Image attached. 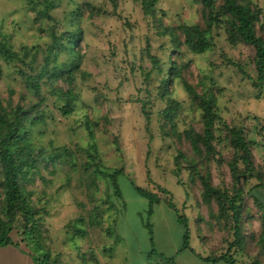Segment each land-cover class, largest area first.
Returning a JSON list of instances; mask_svg holds the SVG:
<instances>
[{"label": "rangeland", "instance_id": "obj_1", "mask_svg": "<svg viewBox=\"0 0 264 264\" xmlns=\"http://www.w3.org/2000/svg\"><path fill=\"white\" fill-rule=\"evenodd\" d=\"M54 1L58 7L51 14L57 21L59 33L75 29L73 23L84 30L82 47L86 59L83 67L93 75L89 81L80 84L83 105L79 112L63 118L58 110L59 101L50 97L46 108L47 123L34 131V139L57 158L55 166L44 172L46 182L38 180L31 187L38 193L39 206L45 209L44 219L54 254L61 257V264H94L96 258L100 264H163L156 257L148 256L152 250L146 227L150 204L136 193L135 187L156 193L158 187L167 189L181 214L189 220L191 247L196 254L181 251L185 230L176 214L163 203L155 207L149 220L158 253L167 258L177 257L178 264H186L188 256H193L191 259L197 263L196 255L205 257L212 251L227 249L230 236L225 222L218 225L212 214L217 211V206L203 205L200 184L190 183L188 170L181 171L179 178L174 174L179 150L188 151L187 146L166 136L163 129L164 120L160 113L166 105L157 96V74L153 75L149 86L139 70L140 65L151 69L147 57L148 41L151 53L167 64L166 70L169 68L168 57L173 50L169 39L158 36L140 4L134 0H120L117 5L111 0ZM252 1L264 12V0ZM79 5L84 6V15L73 16ZM156 7L158 17L167 26L194 25L201 19V8L195 0H159ZM34 8L39 10L42 6L37 3ZM97 8L99 14L92 15L91 9ZM35 17L36 12L26 0H0V32L16 50L23 47L40 50L41 61L51 44L49 28L54 23L45 21L39 25L35 23ZM215 42L216 48L205 55L182 54V62L189 65L185 76L192 85L202 81L209 87L214 81L219 92L220 117L245 130L255 143L256 166L264 173V90L255 88L253 81L239 68L228 65L223 59L226 54L240 61L245 72L255 79V51L245 46L232 49L225 42L223 32ZM1 64L0 98L5 104L11 101L16 105L22 99L32 98L16 68L4 61ZM146 91L153 94L149 132L139 103L146 98ZM172 91L173 98L184 102L185 106V112L179 118L180 130L192 125L199 128V112L192 107L179 81L172 85ZM11 92L14 93L10 98ZM97 94H100L101 103L96 101ZM87 116L98 125L95 142L82 126ZM115 138L120 143V153L116 152ZM223 153L228 155L229 151L224 149ZM99 162L107 174L124 169L125 174L119 178L123 200L115 198L110 181L95 169ZM213 177L217 186L232 188L227 166H215ZM258 185L255 179L246 184L245 193L249 195L245 217L260 214L252 198L264 205V188H256ZM108 196L113 204L107 202ZM2 198L0 188V206ZM96 216L101 226L92 224ZM250 217L247 232L249 237L252 233L256 237L249 247L257 249L260 224ZM80 218L85 221L81 223ZM79 227L87 231L86 237L76 235ZM31 253L27 248L1 249L0 264H32ZM241 259L242 263L248 264L246 257Z\"/></svg>", "mask_w": 264, "mask_h": 264}, {"label": "trees", "instance_id": "obj_2", "mask_svg": "<svg viewBox=\"0 0 264 264\" xmlns=\"http://www.w3.org/2000/svg\"><path fill=\"white\" fill-rule=\"evenodd\" d=\"M26 1L36 12V24L42 25L49 21L54 25L49 28L52 41L41 61L40 50L28 47L16 50L10 40L0 32V81L3 78L1 61H4L16 68L22 83L32 95V98L22 99L16 105L11 101L5 104L0 98V188L3 193L0 206V249L27 248L32 251L31 255L29 254L32 264H61V257L54 254L50 245V232L44 219L45 209L39 206L37 191L31 189L38 180L46 182L44 172L55 166L57 158L34 139V131L36 127L47 123L46 108L50 97L59 101L58 110L63 118H70L79 112L83 105L80 84L89 81L93 75L83 67L86 57L83 54L82 43L85 38L81 26L73 23L75 29L59 33V30H56L57 21L51 14L52 10L58 7L54 0L38 1L42 6L39 10L34 8L37 5L35 0ZM111 1L117 5L120 0ZM134 1L140 4L145 18L151 21L158 36L169 39L173 49L168 57L169 68L166 70L167 64L151 53L148 41L147 57L151 69L140 65L139 70L149 86L153 75L157 74V96L166 105L160 113L164 120L163 129L166 130V136H171L187 146L188 151L185 152L189 155L179 150L175 159L174 174L179 178L181 171H189L190 183L200 184L203 205L209 208L213 204L217 206V211L212 212L213 218L220 226L225 222L230 236L227 249L212 251L206 257H197L211 264H244L242 257L248 259V264H264V205L258 199L252 198L260 214L253 218L245 217L246 198L249 195L245 193L246 184L255 179L259 183L256 188H264V173L256 166L255 143L249 139L243 128L232 126L220 117L219 92L214 86V81H211L209 87L202 81L198 85H192L185 76L189 65L182 62L184 52L201 56L214 50L216 38L223 32L225 42L232 49L236 50L240 46L254 49L256 78L252 79L245 72L240 61L226 54L223 59L228 65L239 68L243 75L253 81L255 88L264 90V12L252 0H195L201 8L200 22L171 27L165 25L157 15L156 6L159 0ZM84 12V6L79 5L72 14L81 17ZM99 12L98 8L91 9L92 15L96 16ZM176 81L181 83L192 107L199 112V128L194 125L183 131L179 128V118L185 112V106L184 102L173 98L172 85ZM13 93H10V98ZM146 93V98L139 103L149 132L153 94L151 91ZM96 101L101 103L100 94L96 95ZM104 119L108 121L107 118ZM82 126L95 142L98 125L87 116ZM114 145L116 152L120 153L117 138L114 139ZM224 149L229 151L228 155L223 153ZM91 157L95 159L94 156ZM183 162L186 165H183ZM215 166L228 167L233 182L231 189L219 187L214 183ZM102 168L101 162L95 165L97 172L110 181L115 198L123 200L119 178L125 174L124 169L107 174ZM147 179L150 181L149 172ZM135 191L150 204L146 223L152 244L149 258L156 257L163 264H177L176 257L167 258L155 249L154 231L149 219L154 215L155 207L161 203L176 214L178 222L184 227L181 251L196 254L191 247L189 220L181 214L172 194L163 187L157 188L158 193L141 187H135ZM110 199L108 196L107 202L113 204ZM111 206L114 208V205ZM249 217L256 219L260 224V245L257 249L249 247L252 239L256 237L255 233L249 237L247 232ZM83 221L85 220L80 218V222ZM116 223L115 221L114 224ZM92 224L101 226L102 223L96 216ZM111 232L112 230L109 231L110 236ZM76 235L84 238L87 231L79 227ZM93 261L94 264H100L97 258Z\"/></svg>", "mask_w": 264, "mask_h": 264}, {"label": "crops", "instance_id": "obj_3", "mask_svg": "<svg viewBox=\"0 0 264 264\" xmlns=\"http://www.w3.org/2000/svg\"><path fill=\"white\" fill-rule=\"evenodd\" d=\"M1 250V249H0ZM9 250H21V249H11V248H9ZM187 252V251H186ZM188 253L189 254H191V252H189L188 251ZM196 257H197V255H196ZM206 257V256H205ZM177 258V257H176ZM191 258H194L193 256H191V257H187V263L186 264H211V263H206V262H203L202 260H200L198 257V262L197 263H194V261L191 259ZM30 259V258H29ZM178 261H179V259L177 258V264H178ZM218 264H226V263H218Z\"/></svg>", "mask_w": 264, "mask_h": 264}]
</instances>
